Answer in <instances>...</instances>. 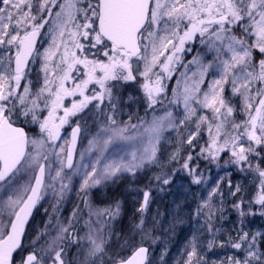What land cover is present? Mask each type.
<instances>
[{
    "label": "snow or ice",
    "instance_id": "6c2138e0",
    "mask_svg": "<svg viewBox=\"0 0 264 264\" xmlns=\"http://www.w3.org/2000/svg\"><path fill=\"white\" fill-rule=\"evenodd\" d=\"M45 25H49L52 44L43 53V84L33 91L32 80L25 79L26 69ZM197 37L215 51L219 63L214 77L218 78L211 79L201 92L212 64H202L198 58L191 61L199 68V78L189 85V78L182 73L183 90L174 92L169 101L179 105L182 100L183 119L166 111L163 116L153 115L150 121L141 117L135 124L118 123L114 115L100 113L105 115L104 121L93 130L88 147L74 164L80 123L72 127L70 140L57 143L70 117L81 113L87 116L85 110L90 105L93 113L101 106L114 113L119 102L113 94L118 87L114 82L135 81L137 74L144 78L141 87L148 106L162 103L159 98L166 91L162 73L171 78L170 66L179 62L177 54ZM0 46L9 47L8 59L0 70V215L6 212L9 217L7 225L0 223V264H13L25 225L53 181L59 182L63 192L65 180L70 182L74 175L82 177V190L121 173L135 176L146 164L157 161L162 134L179 128L193 116L195 129L184 142L192 145L201 125H206L208 139L199 157L219 164L221 154L227 153L226 164L235 165L241 172L254 171L259 177L254 198L245 205L241 197L233 205L242 227L220 246H228L239 255L228 257L226 264H264V232L250 234L243 227L244 217L257 214L254 205H259L258 213L264 217V0H0ZM11 46L15 47L14 59ZM86 49L92 58L85 54ZM133 58L137 61L136 74ZM157 66L160 72L153 71ZM22 80L25 86L21 89ZM226 84L230 91L227 97ZM234 97H238L235 103ZM198 109L207 110L211 117L197 115ZM237 115L242 116L239 121ZM25 125H35L37 135L30 137ZM177 156L178 152L172 159ZM193 159L189 154L182 169L193 183L200 184L202 177L195 171L198 162L190 167ZM21 173L31 176L24 185L17 180ZM155 179L163 185L171 183L169 174ZM218 191V186L213 188L209 200ZM240 191L237 185L230 194ZM150 196V190L143 192L139 212H146ZM119 213L120 202H116L111 208L90 211L89 217L106 214L115 218ZM85 225L86 231L78 235L71 221H57L51 232L42 231L35 237L32 247L21 249L19 264H147V247H135L127 258L119 253L110 256L109 236L102 223L97 221L99 226H94L89 219ZM136 227L147 235L143 219ZM214 243L209 241L208 247ZM196 256L193 245L187 264H193Z\"/></svg>",
    "mask_w": 264,
    "mask_h": 264
},
{
    "label": "rangeland",
    "instance_id": "374dc122",
    "mask_svg": "<svg viewBox=\"0 0 264 264\" xmlns=\"http://www.w3.org/2000/svg\"><path fill=\"white\" fill-rule=\"evenodd\" d=\"M86 3L87 0H84ZM94 3L95 1L92 0ZM57 9H52L55 12ZM49 25H45L44 29L41 30L43 38L41 42V47L34 58L32 65L30 66V72L28 73V78L31 79L38 74L41 78L39 83L35 84L32 80V90L35 91L38 86H42L44 72H43V64L44 57L43 53L45 49H47L51 44V33L48 32ZM163 35V31L159 33ZM87 43V42H85ZM147 43V41H145ZM191 48V51L187 49ZM9 50L8 46H0V57L3 58V62H0V70H2L6 64L8 59L6 53ZM11 54L14 59L15 56V47L11 46ZM62 50V49H61ZM91 51H95L94 49ZM171 49H169V52ZM85 54L91 57V52L87 49ZM168 55V53H165ZM179 57V62L174 63L170 67L172 68V76L170 79L167 78L166 73H162L165 76L163 84L166 88L165 93L159 98L162 100V103H157L154 107H149L147 99L145 97L144 91L141 87L144 78L137 74V79L135 81L129 82H114L117 83L118 87L113 89L114 96L119 97V102L116 105V109L114 113H108V109L105 106H101V109H98L93 113L91 111V105L89 109L85 110L88 115L85 116V113H81L78 116L70 117L69 123L65 125L61 129V133H64V137L57 143H61L63 140H70V131L76 122H79L82 128V135L80 138L79 150H78V158L77 163H79V155L80 153L88 147V142L91 139L92 135H94V129L97 128L98 124L102 123L105 119V115H101L100 113L112 114L114 118L117 119L118 123H131L135 124L138 122V118H145L147 120H151L153 115L159 117L163 116L166 111H171L174 118L183 119L181 113H183V103L179 105L170 104L169 101L173 98V93H181L184 87L185 77L182 73H186L188 79V84L191 85L193 81L199 78V68L197 64L191 63L193 59H199L202 64H212V68L208 69V72L205 76L204 83L201 85V92L205 91L209 82L213 78H218V76L214 77V73L216 72V65L219 63V60L216 59L215 51L209 50L206 44H201L199 42V37H197L195 42H188L185 45V51L177 54ZM254 56H259L258 52H254ZM59 58V53L55 57L56 60ZM223 58V57H222ZM164 57H161V61L163 62ZM134 62V74L135 73V63ZM141 68H142V62ZM154 72H160L159 66L153 70ZM193 73H197L196 76H193ZM154 79V77H153ZM179 82V83H178ZM25 86V83H21V89ZM225 96L227 97L230 94L229 85H225ZM238 100V97L233 98V102L235 103ZM107 103V102H105ZM197 115H206L211 117V113L207 110L198 109ZM85 117L83 120L81 117ZM239 121L241 118H236ZM196 117L193 116L190 120L185 121L183 125H181L177 129H168L166 130L160 139L158 145L157 152V161L151 164H146L141 170L137 171L135 176L130 173H121L118 177L102 181L100 185L95 187H90L86 189H81L82 177L79 175H74L71 178V181L65 180V184L67 187L61 192L60 184L58 181H53L52 186H48L45 189V194L41 199V202L38 207V212L36 217L29 229L24 249H28L33 246L32 241L35 237L40 234L42 231L51 232L59 221L60 224H66L68 221H71L75 226V230L78 235H83L84 231H86L85 221L91 220L96 225L97 221L102 223L104 228V232L108 234V248L110 249L109 255H113L114 253H119L121 257L127 258L133 251L135 247L138 246H149L151 250L150 264H187V261L184 259L188 257V244H181L184 238L188 239L189 231H188V222L182 219V215L180 216V210L176 204L183 207L182 205L189 204L190 206H194L195 203L200 202V207L202 209H208V211H213V209H217L219 202L221 201L223 194L225 192V188H229L231 192L235 190L237 185L240 186L241 191L236 194H241L246 196V199L249 198V193L251 191L255 192L258 189V185H253L252 183H258L257 180H238L237 183H230L229 178L234 175V172H219L211 174L208 178V182L206 183V189L202 194L196 196L194 194V188H191L188 183L179 182L175 186V193L172 196L170 201L166 202L163 200L162 196L152 195L149 199V204L146 212L141 213L138 209L141 207L143 200V192L148 190V187L151 183H154L155 177L164 175L165 171V163L166 157L165 154L169 152H178L180 157L181 150L183 149L182 143L179 144L174 143L172 138L176 137L181 129L184 130V134L188 137L189 133L194 131L195 129ZM30 130V137H35L38 133V128L35 125H25ZM88 132L86 135L85 132ZM208 139V134L206 131V125H201L200 133L193 141V144L190 145L192 147V152L200 151V148L205 146V142ZM195 146V147H194ZM68 147V145H66ZM111 151V149H109ZM117 152L120 155H123L122 152ZM92 155H95L93 153ZM178 157V156H177ZM226 158L225 153H222L221 158ZM89 157H85V162ZM177 163V158L174 160ZM179 163V160H178ZM217 164V163H215ZM218 166V165H217ZM53 169H55L56 164L53 163ZM235 170V174L241 173L237 169L235 165H232ZM250 171H245L247 174ZM244 174V175H245ZM31 179L30 174L21 173L17 180L19 181V185L26 184ZM46 185L48 183V177L46 175ZM209 184H212L211 187H208ZM219 188V191L211 197L209 200V193L215 187ZM150 189V188H149ZM122 192V197L114 198L111 202L109 200L110 191L113 194H117L118 191ZM155 190V189H153ZM152 190V191H153ZM151 191V189H150ZM151 191V192H152ZM208 191V192H207ZM222 194V195H221ZM207 201V206H205V202ZM116 202H120V213L115 218H110L108 215H102L97 217L96 215H92L89 217V212H96L98 210H102L105 208L113 207ZM202 202V203H201ZM182 204V205H181ZM196 206V205H195ZM194 206V207H195ZM57 209L58 213H53ZM75 213V216H73ZM201 213L197 212L195 215V226L192 227L190 231H194L195 234H198L202 231V226H200V220L198 219ZM258 215V214H257ZM260 219H257V216L253 215V224L248 223L245 225V230L249 231L250 234H254L256 232H264V217L258 216ZM143 219L144 227L147 229V235H145L141 229L136 227L139 224L140 220ZM256 221V222H254ZM0 223L7 225L9 223V217L5 212L3 215H0ZM128 225L131 228L130 234L127 236L119 230V226ZM236 224V223H235ZM227 226V225H226ZM231 227V224L229 223ZM240 228L242 225H240ZM158 227H162L161 232L167 234L168 232H174L172 235L173 239L178 244V247L174 246L175 252H171L168 248L162 247L161 250H156L158 248L154 243L157 241V238L160 236V231L157 229ZM231 229V230H230ZM226 230L227 234L231 235L232 230L235 228H230ZM6 231L8 229H5ZM158 235L155 234V232ZM111 237L113 242L111 241ZM218 233L214 235L213 240L217 241ZM43 239V237H41ZM125 241H129L130 243H125ZM221 241V240H220ZM39 241H37L38 243ZM153 242V243H152ZM264 247V244L261 245ZM172 253V254H170ZM187 253V254H186ZM24 256L27 255L25 251ZM186 254V255H185ZM239 255L238 253H228L229 256L226 258L223 256H217L216 258H212V256L206 257V253L197 254V258L195 259L201 263V261H205L203 264H223L222 261L224 258L226 261L228 257L232 255ZM195 260V262H196ZM153 262V263H152ZM19 263V261H18Z\"/></svg>",
    "mask_w": 264,
    "mask_h": 264
},
{
    "label": "trees",
    "instance_id": "16d2710c",
    "mask_svg": "<svg viewBox=\"0 0 264 264\" xmlns=\"http://www.w3.org/2000/svg\"><path fill=\"white\" fill-rule=\"evenodd\" d=\"M236 118H242L241 115H237ZM26 127V126H25ZM179 134L172 138L174 143L179 144V142L182 143L183 149L181 150L180 157L178 155L177 157V163H175V159H172L173 154L177 152H169L165 154L166 157V163H165V174L171 175V183L168 185H163L160 181L156 180L154 183H151V185L148 187V190L153 189L151 194L154 195H159L162 196L163 200L166 202L170 201L172 199L171 197L174 196L175 193V186L181 182V183H188L191 188H194V194L198 196L199 194H202L205 189H206V183L208 182V178L210 177L211 174L215 173L216 171L219 172H234V175H232L231 178H229L230 183H237L238 180H245V181H250V180H257L256 182L259 181L258 175L254 171H250L249 173L245 174L244 172H241L239 174H235V170L232 167V164H226L225 161L228 159V154L225 153L226 158H221L219 160V164H215L214 162H210L208 160L203 159L202 157L198 156L199 151L197 152H192L191 149L192 147L188 145L186 142V134H184V130L181 129ZM191 154L193 156V161L190 163V167H193L197 162L199 164L198 167L195 168V171L197 174H200L202 179L200 184H195L192 182V177L188 175V172L186 170L182 169V164L185 162L186 157ZM179 160V163H178ZM255 163V162H254ZM218 165V166H217ZM245 174V175H244ZM161 176V175H159ZM253 185H258V183H252ZM208 185V184H207ZM212 184H209L208 187H211ZM150 188V189H149ZM162 189V190H161ZM208 192V191H207ZM233 192V191H232ZM231 190L229 188H225V192L223 194V197L221 201L219 202V205L217 209H213V211H208V209H202L200 207V202L197 204L195 203V207L190 206L189 204L182 205L183 207L179 206L176 204L180 210V216L182 215V219H184L186 222H188V239L184 238L181 244H188L187 250H188V255L189 252L191 251V248L193 245H195L196 252L197 254L201 253H206V257L208 258L209 256H212V258H216L217 256H223L227 257L229 256L228 253L234 252V249H231L228 246L221 247L220 243L227 241L229 234H227L226 230H229L230 228H235V230H232V236H235L236 231L240 229L239 224L241 217L239 216L236 208L233 206L234 203L239 201V198L243 197L241 194H236V195H231ZM256 195V191L253 192L251 191L249 193V198L246 199V196L243 197V200L245 202V205H247V202L254 198ZM122 197V192L121 190L118 191L117 197ZM116 197V195H114ZM202 203V202H201ZM259 205H254L253 206V211H255L257 214V219H260L259 213ZM197 212H200L201 214L199 215L198 219L200 220V226H202V231L198 234H195L194 231H190L192 227L195 226L196 222L195 220V215ZM209 216H211V219L209 220ZM255 216V215H254ZM244 219V230H245V225H248V223L251 222L253 224V216H246L243 218ZM256 222V221H254ZM229 223L231 224V227L229 226ZM236 223V224H235ZM209 225H211V230L209 229ZM227 225V226H226ZM119 230H122V232L127 236L130 234L131 228L128 225H121L118 227ZM160 231V236L157 238V241L154 243L158 248H155L156 250H161L162 247L168 248L171 252H175L174 246L178 247V244L176 241L173 239L172 242V235L174 232H168L167 234H164L161 232L162 227L157 228ZM190 229V230H189ZM231 230V229H230ZM218 233V239L215 241L213 246L211 248L208 247L209 241L213 240L214 235ZM155 234L158 235L155 232ZM221 240V241H220ZM111 241L113 242V239L111 237ZM153 243V242H152ZM172 254V253H170ZM187 254V253H186ZM185 254V255H186ZM186 257L184 260L187 261ZM197 258V256H196ZM222 261L223 264H226V259ZM195 257H193V264H203L205 261L198 262L196 260L195 262ZM153 263V262H152ZM150 264V263H149ZM208 264V263H206ZM210 264V263H209Z\"/></svg>",
    "mask_w": 264,
    "mask_h": 264
},
{
    "label": "water",
    "instance_id": "95a60500",
    "mask_svg": "<svg viewBox=\"0 0 264 264\" xmlns=\"http://www.w3.org/2000/svg\"><path fill=\"white\" fill-rule=\"evenodd\" d=\"M39 40H40V35L38 36V38H37V41H36V49H37V46H38V43H39ZM34 54H35V52L33 53V56H34ZM33 56H32V58H33ZM32 58L29 60V63H30V61L32 60ZM79 138H80V136H79ZM79 138H78V141H77V145H76V153H75V156H74V164L76 163V158H77V152H78V146H79ZM70 146V145H69ZM68 146V147H69ZM68 171H70V170H67L66 169V172H68ZM46 178V177H45ZM38 205V204H37ZM37 205H36V207H37ZM36 207L33 209V211H32V214H31V216L29 217V219H28V221H27V223H26V225H25V230H24V234H23V236H22V238H21V248H22V245H23V242H24V239H25V235H26V232H27V229H28V227H29V225H30V223H31V221H32V219H33V217H34V214H35V211H36ZM145 247V246H144ZM21 249H17V251L15 252V253H13V261H14V258H15V256L17 255V253L20 251ZM149 254H150V252L148 251V260H149ZM148 260H147V264H148Z\"/></svg>",
    "mask_w": 264,
    "mask_h": 264
},
{
    "label": "flooded vegetation",
    "instance_id": "af4514ba",
    "mask_svg": "<svg viewBox=\"0 0 264 264\" xmlns=\"http://www.w3.org/2000/svg\"><path fill=\"white\" fill-rule=\"evenodd\" d=\"M93 1H95V0H93ZM94 3H95V2H94ZM29 70H30V69H29ZM29 70L26 72V77H27V78H28V76H29V74H28ZM26 77H25V78H26ZM40 78H41V77H40L38 74H36L35 77L32 78L33 83H35V84L39 83V80H41ZM21 83L24 84L25 81L22 80ZM90 90H91V86H90ZM65 103H67V101H66ZM71 129H72V128H71ZM81 130H82V128H81ZM53 213H58L57 209H55V211H54Z\"/></svg>",
    "mask_w": 264,
    "mask_h": 264
}]
</instances>
